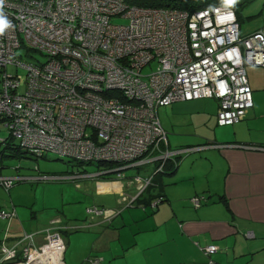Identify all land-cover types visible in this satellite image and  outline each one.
I'll use <instances>...</instances> for the list:
<instances>
[{"label":"built area","instance_id":"obj_1","mask_svg":"<svg viewBox=\"0 0 264 264\" xmlns=\"http://www.w3.org/2000/svg\"><path fill=\"white\" fill-rule=\"evenodd\" d=\"M3 12L12 25L0 35V120L8 137L38 157L53 152L79 163L115 164L93 175L121 176L148 162L156 163L153 173L164 171L165 162L181 152L169 148L158 107L215 97L217 123L233 124L253 104L245 65L264 66V28L241 34L234 8L224 4L188 11L126 0H5ZM114 15L127 20L114 22ZM20 45L46 59L22 61L15 54ZM14 179L0 170L5 189ZM131 182L141 192L151 176L134 174ZM191 201L197 207L201 197ZM87 212L115 213L97 205ZM12 215L0 208L1 218ZM31 240L23 233L19 251L0 245V264H63L58 229L47 230L39 245ZM216 249L210 243L204 252ZM90 263L99 264V258Z\"/></svg>","mask_w":264,"mask_h":264},{"label":"crops","instance_id":"obj_2","mask_svg":"<svg viewBox=\"0 0 264 264\" xmlns=\"http://www.w3.org/2000/svg\"><path fill=\"white\" fill-rule=\"evenodd\" d=\"M234 10L241 34L264 28V1L257 13ZM255 67L260 66L245 65L253 104L233 124L217 123L215 97L158 107L169 148L199 151L185 168L183 161L173 172L153 173L156 163L148 162L133 166L132 174L98 177L81 171L71 178L75 190L91 197L78 220L58 214L42 218L36 200L22 205L10 192L15 183L9 189L0 184V208L14 211L0 217V245L19 251L23 233L32 234V243L39 245L47 230L58 229L63 236L72 233L63 237V264H91L93 257L99 264H209V259L213 264H264V69ZM224 126H232L230 138L202 133ZM133 174L150 175L151 183L138 192ZM160 195L162 200L152 206ZM195 195L201 197L197 207L191 201ZM93 205L115 213L92 217L86 208ZM210 243L217 249L206 254Z\"/></svg>","mask_w":264,"mask_h":264},{"label":"rangeland","instance_id":"obj_3","mask_svg":"<svg viewBox=\"0 0 264 264\" xmlns=\"http://www.w3.org/2000/svg\"><path fill=\"white\" fill-rule=\"evenodd\" d=\"M126 1L130 4H138L136 0ZM263 1L264 0H238L236 7L242 15H245V12L257 13ZM111 20L114 22H125L127 19L114 15L111 17ZM15 54L16 57L22 61L37 62L44 61L46 59V55L44 53L39 50L29 49L25 45L18 46L15 49ZM155 66L156 62L154 61L151 66H145L143 68V72H147ZM255 68L258 70L264 69V67L261 66ZM8 70L11 72L16 71L13 66H9ZM24 72L25 71L22 68H18L17 70V73L22 74V79L24 77ZM208 132L211 133V136H213L214 132L219 138H230L233 130L232 126H224L217 130H213L212 128L209 131L204 129L202 130V133L207 136ZM7 136L8 130L5 123L0 120V139ZM12 138L13 142L17 143L18 140L14 137ZM0 143V148H2V142ZM173 147L176 146L172 145V148ZM174 149H178L182 153L179 164H182L184 161V166L182 165L183 168L186 166L185 162L190 160L196 153L199 152L192 151L194 150L192 147ZM22 150L24 149L22 148ZM4 153L5 154H1L0 157V164L2 163L3 165L0 170L4 174L15 177L13 182L15 184L10 188V192L14 194L16 201L22 205H32V202L36 200V204L40 206L39 213L42 218H49L50 215L58 214L64 220L74 221L83 217V215H85V206L89 203L91 197L89 195H81L79 191L75 190L77 188L74 186V182L72 181L73 179L69 176H72L75 171L95 173L103 167L112 168L115 166V164L97 165L94 162L77 163L76 160L71 157L59 156L53 152H48L46 155L41 157L28 152H25L23 155L14 154V149L11 147L4 148ZM149 167H151V165H149ZM135 171L136 170L133 167H129L124 169L122 173L126 172L127 174H132ZM98 177H102V175H98ZM71 234L72 233L68 232L62 236L67 238Z\"/></svg>","mask_w":264,"mask_h":264},{"label":"trees","instance_id":"obj_4","mask_svg":"<svg viewBox=\"0 0 264 264\" xmlns=\"http://www.w3.org/2000/svg\"><path fill=\"white\" fill-rule=\"evenodd\" d=\"M136 2L138 4H143L145 6H165L166 5V6H171V7L184 8L188 11H192L196 8L206 7V6H210V5H214V4H224L223 0H213V1H209V0H136ZM233 7L236 8V10H237L236 5ZM0 146H1V143H0ZM6 147L13 148L14 154L23 155L25 153L24 151H21L18 147V144L13 142V140L10 139L8 136L5 138V141L2 142V148H0V154H3V149ZM181 157H182V155H181V153H179V154L175 155L174 159H172L173 157L168 159L164 164V172H168V171L173 172L177 168ZM77 163H79V162H77ZM104 164H109V163L104 162ZM110 164H114V163L110 162ZM97 165H101V163L97 164ZM158 172H160V171H158ZM102 176H107V175H102ZM148 186H149V184L145 187V189ZM220 197H222V196H220ZM155 198L156 199L158 198L160 201V200H162L163 197L160 195V196L155 197ZM158 202L156 203V205L158 204Z\"/></svg>","mask_w":264,"mask_h":264},{"label":"clouds","instance_id":"obj_5","mask_svg":"<svg viewBox=\"0 0 264 264\" xmlns=\"http://www.w3.org/2000/svg\"><path fill=\"white\" fill-rule=\"evenodd\" d=\"M223 3L226 6L233 7L238 3V0H223ZM4 5H5V0H0V35H3L6 29L12 27L11 22L8 20L7 16L3 12ZM229 15L231 16L232 13H229Z\"/></svg>","mask_w":264,"mask_h":264},{"label":"bare ground","instance_id":"obj_6","mask_svg":"<svg viewBox=\"0 0 264 264\" xmlns=\"http://www.w3.org/2000/svg\"><path fill=\"white\" fill-rule=\"evenodd\" d=\"M104 162H107V163H109V164H110V162H112V161H110V160H104Z\"/></svg>","mask_w":264,"mask_h":264},{"label":"water","instance_id":"obj_7","mask_svg":"<svg viewBox=\"0 0 264 264\" xmlns=\"http://www.w3.org/2000/svg\"><path fill=\"white\" fill-rule=\"evenodd\" d=\"M129 167H131V166H129Z\"/></svg>","mask_w":264,"mask_h":264}]
</instances>
